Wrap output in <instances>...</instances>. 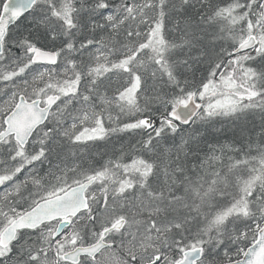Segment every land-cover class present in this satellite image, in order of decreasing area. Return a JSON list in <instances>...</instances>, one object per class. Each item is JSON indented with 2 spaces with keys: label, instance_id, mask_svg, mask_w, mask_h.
I'll list each match as a JSON object with an SVG mask.
<instances>
[{
  "label": "snow or ice",
  "instance_id": "obj_1",
  "mask_svg": "<svg viewBox=\"0 0 264 264\" xmlns=\"http://www.w3.org/2000/svg\"><path fill=\"white\" fill-rule=\"evenodd\" d=\"M0 264H264V0H0Z\"/></svg>",
  "mask_w": 264,
  "mask_h": 264
},
{
  "label": "trees",
  "instance_id": "obj_2",
  "mask_svg": "<svg viewBox=\"0 0 264 264\" xmlns=\"http://www.w3.org/2000/svg\"><path fill=\"white\" fill-rule=\"evenodd\" d=\"M221 125L220 124H218L217 125V127H220ZM223 127H225V128H230L231 127V125L230 124H228L227 122H225L224 124H223ZM228 135L230 136L231 135V133L229 132L228 133Z\"/></svg>",
  "mask_w": 264,
  "mask_h": 264
}]
</instances>
